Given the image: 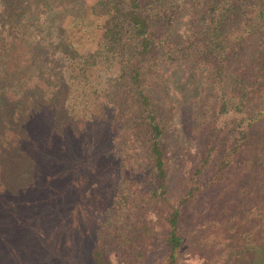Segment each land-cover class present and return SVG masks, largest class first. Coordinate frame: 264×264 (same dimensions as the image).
Returning a JSON list of instances; mask_svg holds the SVG:
<instances>
[{
	"label": "trees",
	"instance_id": "trees-1",
	"mask_svg": "<svg viewBox=\"0 0 264 264\" xmlns=\"http://www.w3.org/2000/svg\"><path fill=\"white\" fill-rule=\"evenodd\" d=\"M16 44L27 48L26 59L6 65L4 55ZM99 69L104 95L73 112V90L77 97L86 95ZM85 110L90 122L79 128ZM166 110L184 115L191 129L192 117L204 120L202 133H208L195 169H207L208 178L201 183L191 174L177 200L166 188ZM99 117L107 120L101 127L94 123ZM84 130L93 143L114 131L121 147L95 145L91 165L103 166L112 184L121 180L124 166L119 199L161 210L166 251L158 264H175L184 203L222 180L234 161H245L243 152L247 159L238 181L246 173L264 193V0H0V162L11 159L1 171L0 242L8 246L16 238L3 226L12 217L9 210L18 207L12 202L35 210L38 219L44 214L42 226L62 217L71 193L65 177L82 156ZM257 131L254 142L249 135ZM135 154L145 163L140 171ZM133 168L142 184L130 193ZM28 182L34 190L29 197L23 188ZM249 210L264 221L263 198ZM125 212L115 208L113 217ZM131 217L122 216L120 225ZM255 226L242 244L215 242L226 253L223 264H264V237H255L261 223ZM92 253L95 264H103L98 242Z\"/></svg>",
	"mask_w": 264,
	"mask_h": 264
},
{
	"label": "rangeland",
	"instance_id": "rangeland-1",
	"mask_svg": "<svg viewBox=\"0 0 264 264\" xmlns=\"http://www.w3.org/2000/svg\"><path fill=\"white\" fill-rule=\"evenodd\" d=\"M26 49L24 45L16 44L7 50L9 53L4 55L6 65H13L11 63L26 59ZM97 75L98 80L93 88H86V95L77 97L73 90L68 99V104L74 109L73 112L76 113L85 108L89 103L88 99L104 95L101 69ZM38 79V84L41 87H46L42 79ZM108 100L110 99L107 97L106 101ZM163 101L164 99L161 102ZM166 104L165 107L168 106ZM86 110L83 112L85 116L77 120L79 128L90 122L87 120L89 112ZM105 111L109 116L112 114L110 109ZM168 113L167 110L163 113L164 117L168 116V127L162 136L167 166L166 188L169 198L177 200L180 195L185 193L191 174L201 183H203V179L207 180L208 178L205 168L210 167V164L205 165L204 172H202L203 168L200 172H195L199 154L208 142V133H202L201 126L206 127L204 120L194 119L193 121L192 117L190 122L193 123L194 128L191 129L186 123L184 115L178 113L177 117L176 113L170 115ZM106 121L103 117H99L94 123L101 127ZM90 129L92 132L96 131L89 127ZM81 133L88 139L80 138V144L84 148L81 151L82 156L77 163L73 164L76 166L73 172L65 177L64 185L70 188L71 193L65 204L66 209L59 213L62 217L56 222L48 219L42 226L39 225L38 220L43 219L44 214L38 219L33 214L36 213L35 210L31 208L28 210L23 207L24 205L20 206V204L12 202V205L18 207L9 210L12 217L4 222L3 226L10 228L13 234L11 235L16 238L8 241L9 247L6 242H0V264H95L92 249L97 242L101 248L103 264H158L163 259L166 247L161 210L154 207L146 208V206L144 208L133 207L134 201L132 200L131 203L127 196L126 204H123L122 199L118 197L124 182L122 181L124 179L123 165L119 166L120 175L118 178L122 175L121 180L114 184H112L114 180L111 179L108 172L102 170L103 166L94 167L91 165L95 160L90 156V149L95 145H100L103 148L121 147L118 139L113 138L114 131L108 132L109 137H104L98 143L97 141L93 143L95 139L88 137L91 132L89 134L84 130ZM100 133L103 134L102 131ZM257 134L258 131L251 132L249 137L252 138V141L256 142L254 137ZM3 141L7 140L3 139ZM134 149L133 151L136 153ZM215 149L217 152L220 151L218 148ZM135 155L137 157L136 170L140 171L145 163L139 154ZM242 159L245 161L240 160V163L234 161V165L223 170L222 180L203 187L202 190L195 192L194 197L184 203L181 218L183 241L175 264H223L226 253L218 250L219 247L215 242L227 239L226 243L228 242L230 246L242 244L245 238H251L252 230L259 222L261 229L258 227V236H254L258 239L264 237V221L257 220L256 216L251 217V211H248L249 206L254 203L259 204L261 198L264 200V193L260 188L258 190L259 184L252 180V177L247 178L246 173L238 181L237 174L241 173L239 171L244 168L247 159L244 152ZM10 161V158L4 156L0 162V182L1 171ZM117 163L119 162L117 161ZM98 169L101 171L100 173ZM86 171H90L91 174H87ZM115 171L112 173H117L118 169ZM134 172L135 168L131 169L129 175V179L132 180L129 183L131 186L128 185L130 193L136 188L139 190L142 184ZM23 188L27 197L33 195L34 190H32L31 182L23 185ZM131 196L133 195L131 194ZM27 197H23V200H29ZM60 202L63 203L61 200ZM115 208L119 213L123 209L128 212L122 213L120 218L117 216L114 218ZM42 210L45 214L49 213L47 208ZM133 213L134 219L131 217L128 223L120 225L122 216L129 214L133 216ZM227 218L229 219L226 220ZM0 227L4 231L1 224ZM4 233L5 236H10L6 232ZM53 235L55 240H52Z\"/></svg>",
	"mask_w": 264,
	"mask_h": 264
}]
</instances>
